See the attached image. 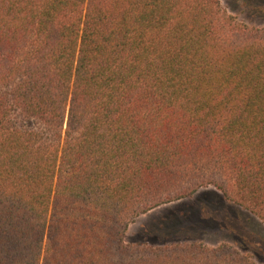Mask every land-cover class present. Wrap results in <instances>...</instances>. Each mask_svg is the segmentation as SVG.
Masks as SVG:
<instances>
[{
    "label": "trees",
    "instance_id": "obj_1",
    "mask_svg": "<svg viewBox=\"0 0 264 264\" xmlns=\"http://www.w3.org/2000/svg\"><path fill=\"white\" fill-rule=\"evenodd\" d=\"M206 187L264 221V27L221 0H0V264H258L126 242Z\"/></svg>",
    "mask_w": 264,
    "mask_h": 264
},
{
    "label": "rangeland",
    "instance_id": "obj_2",
    "mask_svg": "<svg viewBox=\"0 0 264 264\" xmlns=\"http://www.w3.org/2000/svg\"><path fill=\"white\" fill-rule=\"evenodd\" d=\"M240 22L264 27V0H221ZM13 121L38 129L13 111ZM128 244L164 245L202 242L210 246L230 244L264 264V221L227 200L215 187L199 190L190 198L157 207L138 217L126 234Z\"/></svg>",
    "mask_w": 264,
    "mask_h": 264
}]
</instances>
